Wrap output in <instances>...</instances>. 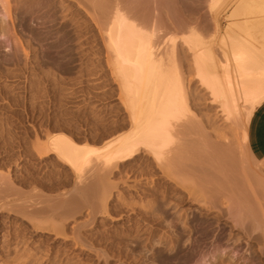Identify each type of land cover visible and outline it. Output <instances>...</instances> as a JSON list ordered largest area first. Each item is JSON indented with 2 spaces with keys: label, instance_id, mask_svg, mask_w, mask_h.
<instances>
[{
  "label": "bare ground",
  "instance_id": "1",
  "mask_svg": "<svg viewBox=\"0 0 264 264\" xmlns=\"http://www.w3.org/2000/svg\"><path fill=\"white\" fill-rule=\"evenodd\" d=\"M83 1L93 9L92 16L105 36L108 64L118 84L120 109L122 106L127 113L116 122V127L122 131L101 146L80 142L63 131L50 134L46 142L38 143L39 155L55 154L79 178V185L74 191L65 192L61 199L39 195L23 203L3 198L0 216L7 214L5 210L15 211L28 219L33 230L63 235V242L68 244L65 219L72 217L81 204L93 207L100 204L107 211L116 184L109 180L110 174L120 172L122 165L131 160L143 157L141 172L160 168L176 189L187 190L190 197L207 207H220L227 218L242 228L243 235L251 239H248L249 246L258 245L252 252L264 264V158L257 159L252 154L247 137L253 111L264 101V48L256 45L251 25L244 20L229 22L223 28L222 12L214 9L213 3L203 0H192L194 5L188 4L189 0ZM241 1L246 4L248 0ZM204 5L212 12V30L218 37V46L213 39L203 36L204 31L211 29V25L199 19ZM0 6L13 23L18 18L26 24L27 14L41 23L57 18L54 0H0ZM235 14L232 12L229 17ZM86 26L87 32L89 26ZM0 29L9 31L5 19L0 22ZM30 30L33 37L39 39L52 37L53 33L51 29ZM66 32L57 38L67 37ZM16 43L24 47L19 39ZM60 43L54 41L51 45ZM19 52L17 46L15 56L19 57ZM42 57L40 64L60 63L59 57ZM190 81L206 89L228 118H237L239 130L234 135L218 139L193 137L188 141L180 136L199 128L193 121L195 113L188 100ZM184 141L191 144L190 148H180ZM169 143L178 148L166 157ZM93 156L102 161L103 168L99 171L104 172L86 177L84 172ZM0 189L4 194L19 191L9 175H0ZM149 190L156 193L154 187ZM158 207H150L149 217L156 219ZM193 221L194 226L189 229L196 232V245L205 246L210 241L216 248L214 259L234 260L233 255L228 256L221 234L208 228L202 216L193 217ZM124 235L140 236L138 232L127 230L118 237ZM11 236L16 245L6 242L3 246L4 264H45L46 260L51 264H81L64 247H47L50 254L44 261L40 257L31 259L26 254V229L18 227ZM159 239L170 242V249L176 247L172 236L162 234ZM213 241L217 242L213 244ZM20 244L22 248L17 249ZM33 247L35 253L41 251V246ZM116 250L121 253V247ZM197 255L196 249H178L164 261L194 264Z\"/></svg>",
  "mask_w": 264,
  "mask_h": 264
},
{
  "label": "rangeland",
  "instance_id": "2",
  "mask_svg": "<svg viewBox=\"0 0 264 264\" xmlns=\"http://www.w3.org/2000/svg\"><path fill=\"white\" fill-rule=\"evenodd\" d=\"M203 1L213 3L214 9L222 12L223 28L229 22L246 20L251 25L256 45L259 49L264 48V0H248L246 4L241 0ZM54 2L57 18L41 23L27 14L24 25L18 18L13 23L0 6V22L5 19L9 26L7 32L0 29V175H9L19 190L4 194L0 189V200L14 198L24 203L39 195L61 199L65 192L74 191L80 183L79 178L55 154L40 156L38 143L46 142L53 132L63 131L80 142L89 141L101 146L122 131L116 127V122L127 115L122 106L120 109L118 84L112 77L105 36L92 16L93 9L83 0ZM188 4L194 5L192 0ZM232 12L236 14L229 17ZM65 14L68 16L62 17ZM199 19L211 25L203 36L213 39L218 46V37L212 30V12L206 5ZM86 25L89 26L87 32ZM30 29L41 32L51 29L52 37L35 38ZM65 31L67 37L57 38ZM17 39L24 44V49L16 43ZM54 41L61 43L52 46ZM17 46L20 47L19 57L14 54ZM43 55L59 57L60 63L40 64ZM189 74V78L192 77V72ZM188 89L189 104L195 113L193 121L199 128L180 136L187 141L204 136L218 139L232 136L239 130L237 118H228L206 89L191 81ZM190 146L184 141L180 148ZM177 148L174 143H169L166 157ZM143 159H133L122 165L120 172L110 174L109 180L116 184L107 211L100 204L95 207L81 204L72 217L65 219L68 244L63 242L65 236L33 230L27 218L5 210L7 214L0 216V264L5 263L3 246L6 242L16 245L11 233L18 227L27 232L26 254L31 259L40 257L43 261L50 254L46 248L53 246L68 248L69 255L81 264H170L164 259L172 257L178 249L198 250L194 264H261L252 252L258 245L250 247L248 239H251L243 235L242 228L227 218L220 207H207L190 197L187 190L176 189L160 168L141 172ZM101 168L102 161L93 156L84 174L86 177L103 174V169L99 171ZM153 187L154 194L149 190ZM152 205L159 206L156 219L147 214ZM197 216H202L213 232L221 234L233 261L229 257L223 261L220 257L214 259L212 255L216 248L210 241L205 246L195 244L196 232L189 227L194 226L193 217ZM127 230L138 232L140 236L118 237ZM162 234L176 240L174 249H170V242L160 241ZM34 245L41 246V251L35 253ZM118 246L121 253L116 250ZM20 247L21 244L17 249ZM45 264L51 262L46 260Z\"/></svg>",
  "mask_w": 264,
  "mask_h": 264
},
{
  "label": "crops",
  "instance_id": "3",
  "mask_svg": "<svg viewBox=\"0 0 264 264\" xmlns=\"http://www.w3.org/2000/svg\"><path fill=\"white\" fill-rule=\"evenodd\" d=\"M250 151L257 159L264 158V101L256 107L247 126Z\"/></svg>",
  "mask_w": 264,
  "mask_h": 264
}]
</instances>
